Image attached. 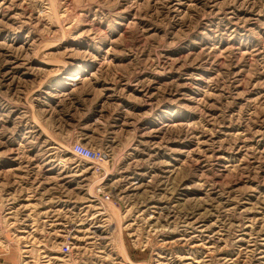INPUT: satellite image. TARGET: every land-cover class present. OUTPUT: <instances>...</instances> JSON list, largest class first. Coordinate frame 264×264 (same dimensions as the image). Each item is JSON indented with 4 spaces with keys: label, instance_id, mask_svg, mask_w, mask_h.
<instances>
[{
    "label": "rangeland",
    "instance_id": "1",
    "mask_svg": "<svg viewBox=\"0 0 264 264\" xmlns=\"http://www.w3.org/2000/svg\"><path fill=\"white\" fill-rule=\"evenodd\" d=\"M0 264H264V0H0Z\"/></svg>",
    "mask_w": 264,
    "mask_h": 264
},
{
    "label": "built area",
    "instance_id": "2",
    "mask_svg": "<svg viewBox=\"0 0 264 264\" xmlns=\"http://www.w3.org/2000/svg\"><path fill=\"white\" fill-rule=\"evenodd\" d=\"M71 152L73 155H75L78 158L84 159V160H88L93 164H97L98 161H102L104 159H106V154L98 149H90L87 148L79 143H75L71 146L70 148ZM63 251L67 252L68 251V247L66 245L63 246Z\"/></svg>",
    "mask_w": 264,
    "mask_h": 264
}]
</instances>
